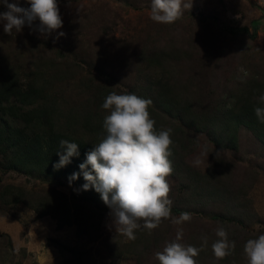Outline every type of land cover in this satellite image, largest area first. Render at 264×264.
Wrapping results in <instances>:
<instances>
[{"label":"rangeland","instance_id":"rangeland-1","mask_svg":"<svg viewBox=\"0 0 264 264\" xmlns=\"http://www.w3.org/2000/svg\"><path fill=\"white\" fill-rule=\"evenodd\" d=\"M57 4L62 27L50 34L36 30L39 20L12 35L0 22V80L17 77L19 89L39 92L43 105L52 110L50 136L66 134L92 142L95 136L82 132L85 116L95 121L110 114L95 96L100 86L125 94L146 92L148 82L166 83L173 86L178 104L197 117L215 116L217 109H227L225 105H245L253 84L259 87L257 98L264 94V0H192V8L173 24L150 19L151 0ZM19 6L30 7L26 0H19ZM251 76L255 82H250ZM36 106L27 108L29 117L37 114L42 121L45 114H38ZM155 113L161 117L159 126L173 130L169 159L174 171L166 178L172 217L186 211L191 221L177 225L166 219L151 232L141 227L130 240L116 231L110 208L93 212L87 220L98 223L97 236L78 232L75 209L84 216L90 204L80 201L81 188L75 181L70 186V176L45 177L9 167L2 122H15L0 110V264H158L155 253L181 229L185 244L201 247L202 237H207L198 264H248L246 242L264 234V139L240 124L234 146L222 141L220 147L212 127L208 133ZM175 125L180 128L174 130ZM46 127L32 123L25 133ZM43 132L48 134L49 128ZM197 158L202 162L195 166ZM7 185L12 195H20L17 202L3 193ZM207 188L218 190L216 200L203 197ZM62 195L65 208L57 210L67 211L68 222L60 224L52 212L39 215L41 197L55 206ZM221 225L235 249L217 260L211 245Z\"/></svg>","mask_w":264,"mask_h":264},{"label":"clouds","instance_id":"clouds-1","mask_svg":"<svg viewBox=\"0 0 264 264\" xmlns=\"http://www.w3.org/2000/svg\"><path fill=\"white\" fill-rule=\"evenodd\" d=\"M26 2L30 7L19 6V0L12 3L2 0L7 8L0 12L5 33H19L25 25L32 28L36 20H39L36 30L42 35L62 27L57 0ZM191 8L192 0H151L150 19L173 24ZM63 35V32L59 33V36ZM240 71L245 70L241 68ZM151 103V99L135 94H108L102 104L103 109L110 110L103 120L106 135L86 153V160L79 165L80 172L69 177L71 186L72 181L83 175L82 190L94 189L100 194L111 209L116 231L130 240L136 239L135 231L141 227L151 232L166 219L177 225L191 221V213L186 211L177 218L172 217L171 188L166 178L174 171L169 159L173 155V130L156 129V121L148 110ZM258 103L264 104V94L258 97ZM254 113L259 122L264 123V107H255ZM59 144L64 153H57L59 161L53 165L54 170L71 163L73 156H79L77 143L61 140ZM201 162L197 158L194 165ZM182 235V229L178 230L175 239L155 253L158 264H198L197 257L207 246V237H202V246L196 247L181 242ZM215 235L218 239L212 243V251L217 260H222L232 254L235 242L229 241L223 225L215 230ZM244 252L248 264H264V234L249 239Z\"/></svg>","mask_w":264,"mask_h":264},{"label":"trees","instance_id":"trees-1","mask_svg":"<svg viewBox=\"0 0 264 264\" xmlns=\"http://www.w3.org/2000/svg\"><path fill=\"white\" fill-rule=\"evenodd\" d=\"M151 61V62H150ZM148 62L151 64L155 62V59H149ZM250 82L254 81V76L250 77ZM162 84V85H161ZM150 83L148 82L146 85V93L144 90L140 92H128L125 94H135L139 97L151 99L152 103L149 106V112L151 117L156 121L155 127L157 130L163 129V127L159 126V119L161 117H156V111H159L161 115H167L176 117V120L182 123V125L193 127L196 129H204L206 132L211 133L210 127L216 130L217 137L213 138L214 143L218 146H222L221 142L224 141L225 145L228 147L234 146L235 137V128L237 125H244L253 131L256 138L263 140L264 139V123H260L257 119L254 108L255 107H264V104L258 103V98L256 93L259 87L254 86L249 91L245 90V93L249 94L246 96L247 103L245 105L240 106H226L227 109H223L220 113L215 116L203 115V116H195L193 115L187 107L184 105L178 104L177 94L172 93V85L169 86L166 83ZM159 88L157 89L156 86ZM111 89H106L103 86L96 87V98L99 102L105 101V98L108 94L112 93ZM254 92V93H251ZM231 94V93H229ZM242 94V92H241ZM240 94V95H241ZM39 92L35 93L32 87H27L25 89H19V85L17 82V77L7 76L0 80V110L6 114L11 116L12 122L15 124H8L6 120L4 125L5 130V148L4 153L7 154L9 167L22 169V170H31L42 176H71L73 173L80 172L79 165L86 160V153L89 152L97 145L106 135L105 130L103 129V120L104 117H96L95 121H92L89 116H85V122L82 124V132L93 134L95 138L92 142H88L83 138H76L71 135L66 134H54L50 136L49 127V114L52 110L43 105V101L39 98ZM222 95H219L221 98ZM232 98V94L230 95ZM39 98V99H38ZM42 98V97H41ZM39 101V103H38ZM37 105L36 111L39 114L40 112L45 114V118L42 121H39V115H34L35 117H29V109L28 107H32ZM20 121V125H16V123ZM32 123H39L40 125H47L41 131L36 133H31L28 135L25 133V129L27 126H30ZM49 128V133L45 134L43 131ZM179 125L174 127V130H178ZM44 135H48L44 138ZM61 140H67L69 142H74L78 144L79 156H73L71 158V163L60 168L59 170H54L53 165L59 161L58 152L63 154L64 149L60 148L59 142ZM10 155V156H9ZM76 185L81 188L80 191V201L87 202L90 205L87 210L90 212L87 215H80L77 210L75 215V222L78 228V232L80 234H98V223L96 221H92L91 223H87V220L92 218V213L97 212L98 210H105L109 207L102 201L101 196L94 189H89L88 191L82 190V185L85 183L83 179V175L81 174L78 179L74 180ZM11 189H13L10 185L4 187L3 193H8L11 196V202H17L20 195H12ZM218 190L215 189H205L203 193V197L205 199H210L216 197V193ZM63 196V195H62ZM50 200V198L48 199ZM54 200V198H53ZM39 215L47 214L52 212L53 216L55 215L58 218L60 224L66 223L69 221L68 215L64 212H60L59 208H65V200L64 196L60 200L59 205L51 206L46 199L43 197L39 200ZM80 202V203H81ZM55 213V214H54ZM61 214V215H60ZM140 232V230H138ZM92 238V236H91ZM130 248L133 247L132 243L126 244ZM129 249V248H128ZM132 250L133 249H129ZM126 252V251H124ZM86 264V263H85Z\"/></svg>","mask_w":264,"mask_h":264}]
</instances>
